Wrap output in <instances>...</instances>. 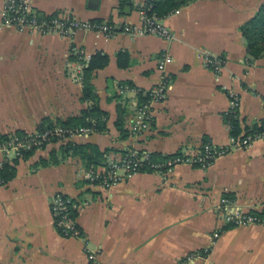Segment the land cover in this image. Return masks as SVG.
I'll return each mask as SVG.
<instances>
[{"label": "crops", "instance_id": "crops-1", "mask_svg": "<svg viewBox=\"0 0 264 264\" xmlns=\"http://www.w3.org/2000/svg\"><path fill=\"white\" fill-rule=\"evenodd\" d=\"M5 1L0 0V136L32 134L44 120L81 118L94 106L106 114L107 129L50 143L27 157L0 153L2 164L14 168L0 183V264H264V226L229 225L221 209L227 199L235 209L264 215V142L236 149L208 168L142 170L111 190L88 180L90 168L76 151L97 147L104 158L92 168L103 171L110 159L131 151L166 162L194 155L206 144L228 147L233 136L225 115L232 95L239 99V135L260 131L264 54L250 56L242 28L263 1L185 4L159 17L173 40L126 33L125 26L141 24L140 6L129 1L30 0L40 17L113 28L111 35L79 30L67 38L4 25ZM204 51L220 61L219 72L205 66ZM166 53L172 62L165 75L158 65ZM165 76L173 80L167 98L154 106L150 128L132 136L135 106L148 101ZM87 84L95 100L84 98ZM58 197L80 205L72 217L81 238L56 229L52 206Z\"/></svg>", "mask_w": 264, "mask_h": 264}, {"label": "built area", "instance_id": "built-area-1", "mask_svg": "<svg viewBox=\"0 0 264 264\" xmlns=\"http://www.w3.org/2000/svg\"><path fill=\"white\" fill-rule=\"evenodd\" d=\"M130 3L140 6L141 24L139 26L127 25L124 31L135 37L155 36L166 40H173L175 37L170 29L155 14L150 13L153 3L157 0H127ZM3 24L14 27L19 31L29 30L38 34L58 35L63 38L72 37L79 30L96 32L111 35L112 26L108 24H97L82 22L69 17H40L38 16L30 0H6L3 7ZM205 66L213 68L215 72L222 69L220 61L212 53L204 51ZM172 62L169 54L163 55L158 65V70L166 75V67ZM173 80L165 76L164 81L148 92V101L137 104L135 117L130 121V133L134 137H139L145 133L152 122L154 106L163 102L167 98ZM239 99L236 95L231 96V109L228 115L237 114ZM95 133L92 127L67 128L55 126L44 132L27 134L24 137L11 135L10 139L0 141V153L10 157L20 158L22 154L32 149H42L51 142L58 139L60 142L72 139L75 136L91 135ZM256 142H264V126L260 131L249 133L240 137H232L228 147H215L211 144L204 145L203 149L194 155L176 156L166 162L151 161L148 154L131 151L119 159H110L103 171L91 168L87 172V178L92 183H97L104 189L111 190L118 184L126 181L133 175L140 173L144 166L153 172L164 174L172 171L180 164L197 165L208 168L221 157L236 149L251 147ZM146 163V164H145ZM3 167L0 160V170ZM0 183L1 180H0ZM222 210L224 220L227 224L238 226L260 225L264 226V215L243 212L235 209L229 204L227 199H222ZM80 205L72 199L58 197L55 199L52 211L55 219L56 229L65 237L81 238L82 234L76 221L72 217V211H77ZM89 251V250H88ZM90 260H95L94 253L89 251ZM197 255L191 256L189 260H194Z\"/></svg>", "mask_w": 264, "mask_h": 264}, {"label": "trees", "instance_id": "trees-1", "mask_svg": "<svg viewBox=\"0 0 264 264\" xmlns=\"http://www.w3.org/2000/svg\"><path fill=\"white\" fill-rule=\"evenodd\" d=\"M124 3H128L127 0H121ZM195 0H160L159 2L155 1L153 3V9L150 13L157 15L158 17H163L167 15L174 9L184 6ZM122 2V3H123ZM243 35L245 37L248 51L251 57L258 59L264 54V3L262 4L259 11L256 15L242 28ZM84 98L87 100H95L96 97L93 93L92 87L87 84L84 90ZM122 114L124 112H121ZM104 116L106 114L100 110L98 106H94L92 109L88 110L83 114L81 118L70 119L65 122H52L49 120H44L38 128V132H44L48 129H51L55 126L74 128V127H92L97 133H103L106 131V121H104ZM226 122L231 127V136L239 137V124H238V114L225 115ZM123 119L118 121V129L122 131L123 137L127 136V133L123 130ZM19 137H24L25 133H16ZM11 135L0 136V141H6L10 139ZM60 142L58 139H52L50 143ZM48 143V144H50ZM47 144V145H48ZM46 146V145H45ZM44 146V147H45ZM43 147V148H44ZM68 147H73L72 144L68 143ZM37 149H32L28 152L22 154L23 157L30 156ZM76 151L82 152V156L88 168L96 167L102 164L104 154L97 149V147L88 145L76 147ZM125 155V154H124ZM151 161H154L153 157L149 156ZM146 164V163H145ZM148 169L147 166L143 167V170ZM148 171H151L148 169ZM14 168L8 163H4L3 167L0 170V180H3L5 183L10 179V176L13 175Z\"/></svg>", "mask_w": 264, "mask_h": 264}, {"label": "rangeland", "instance_id": "rangeland-1", "mask_svg": "<svg viewBox=\"0 0 264 264\" xmlns=\"http://www.w3.org/2000/svg\"><path fill=\"white\" fill-rule=\"evenodd\" d=\"M263 2H262V4L264 3V0H262ZM67 141H69V140H67ZM63 142H66V141H63Z\"/></svg>", "mask_w": 264, "mask_h": 264}]
</instances>
